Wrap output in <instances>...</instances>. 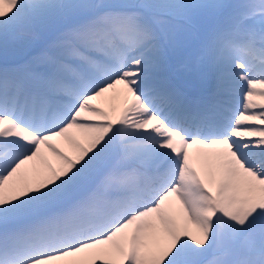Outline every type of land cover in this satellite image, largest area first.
Here are the masks:
<instances>
[{"label": "snow or ice", "instance_id": "1", "mask_svg": "<svg viewBox=\"0 0 264 264\" xmlns=\"http://www.w3.org/2000/svg\"><path fill=\"white\" fill-rule=\"evenodd\" d=\"M0 264H264V0H0Z\"/></svg>", "mask_w": 264, "mask_h": 264}, {"label": "bare ground", "instance_id": "2", "mask_svg": "<svg viewBox=\"0 0 264 264\" xmlns=\"http://www.w3.org/2000/svg\"><path fill=\"white\" fill-rule=\"evenodd\" d=\"M9 59L11 60V56L9 57Z\"/></svg>", "mask_w": 264, "mask_h": 264}]
</instances>
